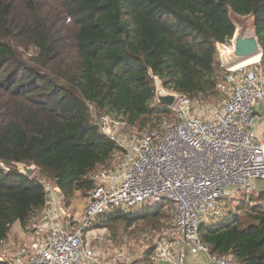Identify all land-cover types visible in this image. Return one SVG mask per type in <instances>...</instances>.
I'll return each instance as SVG.
<instances>
[{
	"label": "trees",
	"instance_id": "obj_1",
	"mask_svg": "<svg viewBox=\"0 0 264 264\" xmlns=\"http://www.w3.org/2000/svg\"><path fill=\"white\" fill-rule=\"evenodd\" d=\"M229 9L253 15L264 67V0H0V244L45 207L40 177L69 204L120 149L99 132L88 105L142 130L172 115L155 100V79L191 101L213 94L223 71L215 44L234 32ZM16 163L35 165L38 176L25 177ZM256 196L264 200V192ZM260 204L242 200V213L202 222L201 241L236 264H264ZM169 205L114 209L92 225L156 226Z\"/></svg>",
	"mask_w": 264,
	"mask_h": 264
},
{
	"label": "built area",
	"instance_id": "obj_2",
	"mask_svg": "<svg viewBox=\"0 0 264 264\" xmlns=\"http://www.w3.org/2000/svg\"><path fill=\"white\" fill-rule=\"evenodd\" d=\"M260 61L253 68L221 66L231 88L211 120L194 115L191 100L181 93L170 110L173 120L161 130H145L121 144L117 135L125 125L115 120L119 125L112 139L120 149L88 174L92 187L79 216L60 198V215L49 214L47 236L18 245L0 264H105L86 241L85 229L111 210L138 211L163 201L174 206L178 263L188 249L205 252L216 264H236L231 254H212L199 228L228 190L262 192L256 184H264V143L253 131L256 105L264 99ZM88 109L99 132L107 135V116L96 115L92 105ZM52 188L46 187V200ZM95 240L102 242L104 235L96 234ZM171 257L164 243L153 259Z\"/></svg>",
	"mask_w": 264,
	"mask_h": 264
},
{
	"label": "rangeland",
	"instance_id": "obj_3",
	"mask_svg": "<svg viewBox=\"0 0 264 264\" xmlns=\"http://www.w3.org/2000/svg\"><path fill=\"white\" fill-rule=\"evenodd\" d=\"M35 50H31L28 55L35 54ZM260 60L259 55L244 61L243 63L233 67H244L250 66L253 68L254 63ZM262 68V67H261ZM264 73V69L262 68ZM222 71L221 80L218 82L217 89L213 94L209 96H200L191 101L192 111L194 115L203 116L207 119H213L215 112L218 111L221 104L225 101L227 94L231 86L225 83V76ZM172 92V91H170ZM153 105V103H152ZM154 108L156 106L154 105ZM160 120H154V122H148L147 127L138 130L136 127H121V132L118 133V141L121 144H126L131 135H141L145 130H161L166 124L170 123L173 120L172 116L169 115H160ZM119 144V145H121ZM33 176H38L35 173ZM40 180L44 182L45 186L48 187L50 183L46 182L44 178L40 177ZM260 190L264 191V185L258 184ZM261 185H263L261 187ZM262 191V192H263ZM53 192V191H52ZM88 192V191H87ZM87 192L85 194L77 192L70 199L69 204H64L65 207L70 211L72 215L79 216L83 206L85 205V198L87 197ZM261 192H249L245 193L244 191H233L228 190L216 204L213 211L209 212L204 216L206 223L213 224L216 220L220 219L222 216H227L230 212L232 213H242L246 208L239 209L242 207V200L246 202L248 208L255 205H261L264 203V200H258L257 194ZM50 194H52L50 192ZM256 198V199H255ZM66 203V202H65ZM246 207V206H245ZM127 212H136V211H127ZM166 217L160 220L159 225L153 224H144L143 222L135 223L133 226H126L124 224H117L113 228H94L93 225L86 228L85 239L88 242L89 246L96 250L98 261L100 262H114L118 264V261H126L130 264H145L147 263L144 258L153 257L154 254H157L159 246L167 243H175L179 241V232L175 229L174 225V206L170 203L167 211ZM40 215H38L39 217ZM36 217L31 218L28 221V232L31 233L32 228L35 227ZM96 234L104 235V240L102 242L95 240ZM19 242L18 244H22ZM149 252V255H146ZM120 257L122 259H120Z\"/></svg>",
	"mask_w": 264,
	"mask_h": 264
},
{
	"label": "water",
	"instance_id": "obj_4",
	"mask_svg": "<svg viewBox=\"0 0 264 264\" xmlns=\"http://www.w3.org/2000/svg\"><path fill=\"white\" fill-rule=\"evenodd\" d=\"M228 18L234 28V32L228 43H216V55L221 66L230 68L237 63L248 60L256 55L262 57V48L257 35L255 19L252 14L241 16L235 14L231 9L228 10ZM178 96L176 93L167 91L163 88L161 82L155 79V100L158 105L171 110ZM119 123L110 116L106 117V134L112 138L118 128ZM15 167L18 172L25 177H31L35 171L36 166L16 163ZM53 192L62 198L63 194L58 187L52 188Z\"/></svg>",
	"mask_w": 264,
	"mask_h": 264
},
{
	"label": "crops",
	"instance_id": "obj_5",
	"mask_svg": "<svg viewBox=\"0 0 264 264\" xmlns=\"http://www.w3.org/2000/svg\"><path fill=\"white\" fill-rule=\"evenodd\" d=\"M262 66V65H261ZM264 69V67L262 66ZM255 123L253 125V131L258 141L264 143V99L260 100L256 105L255 109ZM258 184H263L257 182V187L260 189ZM264 185V184H263ZM261 185V187L263 186ZM263 191V190H261ZM264 192V191H263ZM46 200L45 207L38 212L34 217H36V226L32 228L31 233L28 232V225L26 229H23L19 223L12 226L7 238L0 244V258L5 260L10 258L17 251L18 243H29L34 240L44 239L47 236L48 224H49V214H54V216L60 215L61 201L60 198L52 192ZM38 215H40L38 217ZM33 217V218H34ZM203 223L206 224L203 219ZM209 224V223H207ZM22 243V244H23ZM170 253L173 256L170 260L159 258L154 260L153 257L147 261L145 264H216L208 254L205 252H199L197 254H192L188 249L185 250L184 258L182 262L178 263L175 259V253L177 245L175 243H169ZM145 261V260H144ZM105 264H115L114 262H104ZM118 264H130L126 261H118ZM139 264V263H136ZM143 264V263H142Z\"/></svg>",
	"mask_w": 264,
	"mask_h": 264
},
{
	"label": "bare ground",
	"instance_id": "obj_6",
	"mask_svg": "<svg viewBox=\"0 0 264 264\" xmlns=\"http://www.w3.org/2000/svg\"><path fill=\"white\" fill-rule=\"evenodd\" d=\"M256 56H258V55H256ZM256 56H255V57H256ZM252 58H254V57H252ZM250 59H251V58H250ZM245 61H247V60H245ZM243 62H244V61H243ZM243 62H240V63L235 64L234 66H232V68L235 67V66H237V65H239V64H241V63H243ZM238 68H239V67H238Z\"/></svg>",
	"mask_w": 264,
	"mask_h": 264
}]
</instances>
